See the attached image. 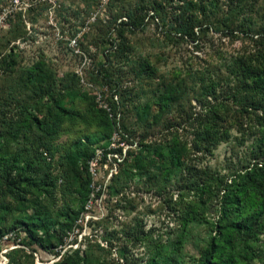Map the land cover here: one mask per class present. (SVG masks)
<instances>
[{"label": "rangeland", "instance_id": "obj_1", "mask_svg": "<svg viewBox=\"0 0 264 264\" xmlns=\"http://www.w3.org/2000/svg\"><path fill=\"white\" fill-rule=\"evenodd\" d=\"M106 1L98 0L85 12L81 0H0V97L9 93L15 78L7 64L24 70L39 64L53 76L61 104L78 112L74 119L63 120L53 142L49 166L56 178L55 190L50 196L36 191L28 195V210H20L15 199L0 194V227L30 221L35 209L64 223L66 209L79 207V185L70 157L76 148L81 149L77 144L80 138L94 139L104 132L100 126L104 104L112 108L115 128L110 138L98 145L104 152L120 155V161L112 159L107 169H102L106 175L112 169L111 177L104 195L99 192L103 198L92 207L91 217L77 218L64 235L59 226L50 231L61 237L48 249V257L32 255L28 236L14 228L21 249L14 264H148L160 253L172 251L177 241L181 244L176 261L195 264L213 236L211 225L217 221L221 188L242 174L248 164L264 161L259 142L261 118L251 111L241 114L240 106L221 111L225 126L218 136L225 139L220 143L207 144L199 133L198 117L206 101L201 98L199 102L192 90L211 78L207 76L212 65L224 71L242 41L210 32L208 40L196 48L193 43H177L173 34L155 21L140 30L119 26L105 34L103 29L110 21L102 9ZM181 5L182 0H173L166 8L173 16L182 11ZM212 10L218 11L208 5V13ZM237 15L244 29L260 32L264 29V0H247ZM101 66L115 83L97 75ZM173 77L177 82L185 80L186 93L152 124L157 98L163 92L159 84ZM222 92L219 88L216 96L225 105ZM206 99L214 102L212 97ZM8 108L0 102V112L7 113ZM15 108V103L10 106L12 111ZM123 126L130 131V139L123 135ZM116 141L118 152L111 147ZM173 144L185 145L188 150L177 167L168 169L159 164L155 149L165 152ZM129 150L132 156L151 159V166L146 170L126 168L123 159ZM188 209L196 216L185 223ZM262 224L255 238L234 242V250L253 254L238 257V264H264V215ZM234 250L229 248L225 254ZM40 255L47 257L45 261L39 260Z\"/></svg>", "mask_w": 264, "mask_h": 264}, {"label": "trees", "instance_id": "obj_2", "mask_svg": "<svg viewBox=\"0 0 264 264\" xmlns=\"http://www.w3.org/2000/svg\"><path fill=\"white\" fill-rule=\"evenodd\" d=\"M168 1L173 0H107L102 9H105L104 13L110 21L103 31L105 30V34L110 33L112 28L119 26L140 30L149 21H155L156 26H161L163 30L172 33L177 43H193L196 48L208 40L210 32L227 37L231 41L241 40V48L229 58V64L225 66L224 71L212 65L207 76L208 79L211 78L206 83L201 81L198 88L192 90L197 93L196 99L199 102L201 98L206 101L203 102L204 107L202 106L198 117L201 126L199 133L207 144L220 143L225 139V136H218L225 126L223 125L225 114L221 111L224 107L231 109L233 106H240L241 114L251 111L261 118L259 142L261 157L264 158V29L260 32L251 28L244 29L237 11L244 9L247 0H223L221 5L218 4L220 0H182L183 5L180 6L182 11L179 9L180 13L176 12L173 16L166 8ZM81 2L84 11L89 12L98 0ZM208 5L213 6V9L217 8L218 11L213 13L212 10L208 13ZM219 5L226 7L225 10ZM7 67L11 69L10 73L14 74L15 78L9 93L0 97V102L9 107L7 113L3 110L0 112V194L15 199L20 210H28L29 202L26 198L28 195L36 191L50 196L55 190L56 178L52 177L49 166L53 157V142L60 135L63 120L74 119L78 112L61 104L55 80L50 71L42 65L37 64L28 70L20 69L13 64H7ZM101 68L97 69V75L111 84L115 83L112 74L103 66ZM159 85L163 92L157 98V113L152 118V124L157 123L166 111L178 105L187 87L184 79L177 82L174 77L162 79ZM219 88L223 89L225 105L216 96ZM81 96L86 97L83 94ZM206 97H212L214 102L210 103ZM14 103L16 108L12 111L10 106ZM107 107L109 112L105 109L104 114L100 112L103 115L100 126L104 132L94 139L88 136L80 138L77 144L81 149L76 148L71 153L74 179L79 185V207L66 209V213L63 214L64 223L51 220L40 209H35L30 221H19L14 227H0V238L12 231L16 233L14 228L18 227L17 230L28 236V251L32 255L43 253L47 256L50 255L48 249L58 243L61 237L50 234V231L59 226L60 233L64 235L73 222L81 218L90 193L87 161L99 147L98 141L109 139L115 128L116 119L114 117L112 119V108L108 105ZM122 130L123 135L130 139L131 134L127 127L123 126ZM223 133L226 135L227 132ZM85 141L88 147H85ZM144 149L150 151L151 147L145 146ZM187 150L185 145L178 144L167 146L165 152L162 148L155 149L159 164L167 165L165 167L168 169L177 167L179 158L185 156ZM127 153L132 159L130 161L128 157L123 159L126 168L146 170L151 166V159L143 158L140 154L132 156L130 150ZM242 172L221 188L223 194L217 221L211 225L213 236L195 264H238V257H253L246 249H242V252L234 250V242L243 238H255L263 229L264 161L248 164ZM121 175L126 174L122 172ZM189 209L184 213L185 223L194 221L196 216ZM18 244L20 245L19 240ZM179 244L181 242L177 241L172 251L160 253L159 258H153L148 264H180L175 258ZM229 248L234 251L225 254ZM19 252L20 248L8 251L5 264H14ZM46 258L39 256L40 261H45Z\"/></svg>", "mask_w": 264, "mask_h": 264}, {"label": "built area", "instance_id": "obj_3", "mask_svg": "<svg viewBox=\"0 0 264 264\" xmlns=\"http://www.w3.org/2000/svg\"><path fill=\"white\" fill-rule=\"evenodd\" d=\"M103 108L109 112V108L107 104H104ZM111 117V115H110ZM116 142L112 143V148H116ZM110 147V148H111ZM123 148V146L121 145ZM109 148V149H110ZM120 147H117L118 149ZM115 149V150H116ZM120 155L112 154L107 151L104 152L103 148H96L94 154L87 161V172L89 174V197L84 204V215L82 216L87 220L91 217L90 213L94 204H97L102 200L104 195L105 186L109 183L108 179L111 177L112 169H110L109 173L102 172V169H107V162H111L112 159H116L120 161ZM107 160V161H106ZM105 162V163H102ZM100 183V184H99ZM102 191L103 195L98 196L99 192ZM16 233L14 231L9 232L0 238V264H5L7 262L6 254L8 251L17 248L20 246L17 242Z\"/></svg>", "mask_w": 264, "mask_h": 264}]
</instances>
